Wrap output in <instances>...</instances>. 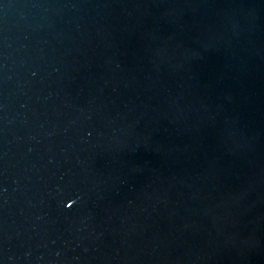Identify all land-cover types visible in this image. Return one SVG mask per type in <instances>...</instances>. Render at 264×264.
<instances>
[{
  "label": "water",
  "instance_id": "obj_1",
  "mask_svg": "<svg viewBox=\"0 0 264 264\" xmlns=\"http://www.w3.org/2000/svg\"><path fill=\"white\" fill-rule=\"evenodd\" d=\"M0 264H264V0H0Z\"/></svg>",
  "mask_w": 264,
  "mask_h": 264
}]
</instances>
